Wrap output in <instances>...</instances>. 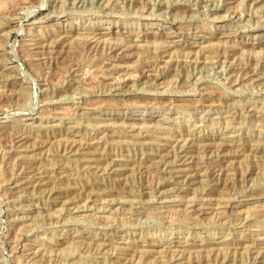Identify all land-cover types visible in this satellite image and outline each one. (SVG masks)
<instances>
[{"label":"rangeland","instance_id":"374dc122","mask_svg":"<svg viewBox=\"0 0 264 264\" xmlns=\"http://www.w3.org/2000/svg\"><path fill=\"white\" fill-rule=\"evenodd\" d=\"M19 1L0 0V264H264V0ZM111 42L125 60H105Z\"/></svg>","mask_w":264,"mask_h":264},{"label":"bare ground","instance_id":"6f19581e","mask_svg":"<svg viewBox=\"0 0 264 264\" xmlns=\"http://www.w3.org/2000/svg\"><path fill=\"white\" fill-rule=\"evenodd\" d=\"M20 4H24V5H29V6H31L32 5V2L31 1H29V0H20L19 2H18V4H16V7L17 6H19ZM161 4H163V3H161ZM146 5V4H145ZM33 7V6H32ZM213 7V6H212ZM19 8H21V7H19ZM30 8V7H29ZM35 8V7H34ZM13 9V8H12ZM16 9V8H15ZM25 10V9H24ZM20 11V10H19ZM23 11V10H22ZM30 14H31V12L27 15V13H26V16L28 17V16H30ZM242 14V13H241ZM16 15V14H15ZM240 17V16H239ZM5 20V19H4ZM35 20V19H34ZM37 21V20H36ZM14 22V21H13ZM13 22H10V23H8V24H5L3 27H5V26H8V25H12L13 24ZM21 22H19V23H17V24H20ZM177 23V22H176ZM19 32H20V30H19ZM33 32V31H32ZM75 32V31H74ZM65 33V32H64ZM101 33L102 34H105L104 32H99V33H95V37L96 36H98V37H96L97 38V40L98 39H100V37H99V35H101ZM112 33V32H111ZM169 33H174V32H169ZM6 34V33H5ZM94 34V33H93ZM72 35V34H71ZM74 35V34H73ZM78 35V34H77ZM79 35H82V34H79ZM65 37H67V36H64L63 38H61V40L59 39V40H54V41H52V46L50 47V51H47L51 56L48 58L50 61H51V59H55L56 57H55V55H57V53L58 54H60V53H62V51H59V49H58V47H59V45H64V41H65ZM225 37V36H224ZM70 38V37H69ZM94 39V37H89V38H86V39H84L85 40V45L88 43V44H90V43H92L93 41V39ZM77 39L79 40V39H81V37H77ZM92 39V40H91ZM31 40V39H30ZM82 40V39H81ZM96 39H95V41L94 42H96L97 41ZM46 43V42H45ZM67 43V42H66ZM65 43V44H66ZM112 43V42H111ZM38 44H40V42H36V44H34V48H37L38 49V47H39V45ZM28 45V44H27ZM32 45V44H31ZM111 45V44H110ZM112 45H113V43H112ZM108 46V53H107V55H106V57H105V60H108V61H111V60H116V61H123V60H125L126 58H127V51H128V49L126 48V46L125 45H118V44H114L113 46ZM33 46V45H32ZM43 46H44V44H43ZM46 46V45H45ZM68 46V45H67ZM70 46V45H69ZM46 47H48V46H46ZM27 48V47H26ZM29 48V47H28ZM70 49V48H69ZM69 49H68V51H69ZM27 50H29V52H31V55H34L35 57H38L39 55H41L42 53H43V51H37V50H34V49H27ZM42 50V49H41ZM45 51V52H46ZM45 52H44V54H45ZM229 52V53H228ZM228 52H225V53H228V55H227V57L229 56V54H230V52H232L231 50L230 51H228ZM65 53V52H64ZM66 53H67V50H66ZM157 53V56L155 57V59H154V64H153V62H150L149 60L147 61V63H145V66H143V68L145 69V70H147V71H149L148 69H150V67H155V65H157L159 62H161V59H163V58H165V57H168V49L166 48V46H163V47H161L160 49H159V52H156ZM232 54V53H231ZM153 55V54H152ZM156 55V54H155ZM220 55V54H219ZM226 55V54H225ZM224 55V56H225ZM207 56V55H206ZM59 57V56H58ZM62 57V56H61ZM149 57H150V55H149ZM175 57V56H174ZM179 57V56H178ZM152 58V57H151ZM226 58V57H225ZM145 59V58H144ZM170 59V58H169ZM36 60V59H35ZM234 60V59H233ZM222 64H224V63H222ZM144 65V64H143ZM234 66V65H233ZM12 69H14L13 67H11ZM103 68V67H102ZM168 68V67H167ZM230 68V67H229ZM2 69H9V70H12V69H10V68H7L6 66L3 68L2 67ZM155 69V68H154ZM170 70V69H169ZM249 70V69H248ZM13 71V70H12ZM11 71V72H12ZM74 71V70H73ZM14 72V71H13ZM104 72V71H103ZM224 72V71H223ZM249 74L250 73H252L253 75H255L256 73L254 72V68L253 69H250L249 71ZM254 72V73H253ZM257 72V71H256ZM145 73V72H144ZM245 73V72H244ZM246 74H247V72H246ZM5 76V75H4ZM13 76V75H12ZM11 76V77H12ZM251 76V75H250ZM6 77V76H5ZM129 77H131V76H129ZM245 77V76H244ZM128 79V78H127ZM154 79V78H153ZM130 80V79H129ZM112 81V80H111ZM234 81V80H233ZM13 83V82H12ZM69 83V82H68ZM124 84H126V79H124V80H118V81H115L114 83H112L111 82V84H109V91H108V93L109 92H111L113 89L114 90H120V88L124 85ZM130 85V84H129ZM132 85V84H131ZM134 86V85H133ZM111 87V88H110ZM130 87V86H129ZM126 88V87H125ZM122 89V88H121ZM100 91V90H99ZM120 92H122V91H120ZM107 93V92H106ZM48 94V93H47ZM110 95V94H109ZM45 99V98H44ZM158 99V98H157ZM47 101V100H46ZM140 103V102H139ZM170 105V104H169ZM94 109V108H93ZM104 110V109H103ZM238 110V109H237ZM116 111V110H115ZM99 112V111H98ZM234 112V111H233ZM89 114L91 113V112H88ZM254 113V112H253ZM110 114V113H109ZM227 114V113H226ZM241 114V113H240ZM88 116V115H87ZM90 116H92V115H90ZM95 116V115H94ZM125 116V115H124ZM243 116V115H242ZM106 117V116H105ZM92 118H93V116H92ZM101 118V117H100ZM99 118V119H100ZM94 119V118H93ZM98 119V120H99ZM109 118H104V119H102V120H104L103 122H105L106 120H108ZM150 119V118H149ZM86 120V119H85ZM136 120H138V119H136ZM144 121V120H147V119H140V121ZM219 121V120H218ZM138 122H139V120H138ZM231 122V121H230ZM263 123V122H262ZM139 124V123H138ZM99 125V124H98ZM98 125H96V126H98ZM113 125V124H112ZM112 125H109V124H107V123H105V124H102L101 126H100V128H102V130H103V132L104 131H110V132H112V131H114L113 129H109V127H114V126H112ZM116 125V124H115ZM83 126V125H82ZM139 127V126H138ZM147 128H149V127H147ZM155 128H156V126H155ZM138 129H140V130H138ZM141 129H143V130H141ZM159 129V128H158ZM239 129V128H238ZM72 130V129H71ZM138 130V131H137ZM152 130V129H151ZM151 130H149V129H146L145 127H143L142 126V128H131L130 130H129V132H125V133H127V134H130V137L131 136H136L137 135V137H142V136H146V134L145 133H148V132H151ZM16 131V130H15ZM116 131V130H115ZM160 131V130H159ZM153 132H157V131H153ZM158 133V132H157ZM189 133V132H188ZM19 134V133H18ZM104 134V133H103ZM114 134V133H113ZM23 135H25V136H23ZM194 135V133H190L189 134V137H191V136H193ZM124 136V135H123ZM129 136V135H128ZM149 136V135H148ZM25 137H26V134H19V136H17L16 137V139L14 140V143H13V145H12V149L13 150H16L17 148V150H21V147H22V145H23V143H22V140L23 139H25ZM156 137H158V136H156ZM162 137V136H161ZM199 137V136H198ZM194 138V137H193ZM193 138H188V139H182L181 141H187V143H185V145L184 146H181V151H180V153L182 154L183 152H185V148L188 146V143H191V141L193 142ZM201 138V137H200ZM27 139H28V137H27ZM176 139V138H175ZM198 139V138H197ZM109 140V139H108ZM130 140V139H129ZM180 140V139H179ZM26 140H24V142H25ZM41 141V140H40ZM40 141H38L39 143L38 144H40ZM44 141H46V140H44ZM44 141H42V142H44ZM74 141V140H73ZM113 141V140H112ZM123 141V140H122ZM131 141V140H130ZM155 142V141H154ZM197 142V141H196ZM210 142V141H209ZM37 143V142H36ZM47 143V142H46ZM76 143H77V141H76ZM182 143V142H181ZM195 143V142H194ZM221 143H223V142H221ZM79 144V143H78ZM90 143L89 142H85V144H82V145H76L75 144V142H70V143H68V144H66V145H64V150L66 151V152H68V154H71V153H73V154H80V155H88V153H83L82 151L84 150H86V148L88 147H86L85 148V146L86 145H89ZM219 144V143H218ZM25 145H27V144H25ZM32 145L33 144H31L30 146L32 147ZM42 145V144H41ZM40 145V146H41ZM257 145V144H256ZM258 145H259V143H258ZM24 146V145H23ZM34 146H35V144L33 145V147L32 148H34ZM201 146V145H200ZM221 146V145H220ZM220 146L218 147L217 146V149L216 150H218L219 149V151H215V152H213L215 155H216V153H217V158H218V161L219 162H223V160L225 159V157H226V155H224V153L222 152V147H221V149H220ZM257 147V146H256ZM25 148H27V147H25ZM180 148V147H179ZM178 148V149H179ZM244 148V147H243ZM62 149V148H61ZM197 149H198V147H197ZM194 150V149H193ZM257 150V149H256ZM209 151V150H208ZM225 151V150H224ZM14 152V151H13ZM23 152H25V151H23ZM22 152V153H23ZM210 152V151H209ZM208 152V153H209ZM21 153V154H22ZM178 154V152H176V155H175V158H176V160L177 159H179V162L177 163L176 162V160L175 161H163L162 163H161V169L163 170V171H168V169L170 170H172V168H173V165H175L176 163V166L178 167L179 165H180V162H181V157H182V155L181 154ZM223 153V154H222ZM204 154V153H203ZM209 154H212V153H209ZM206 155H208L207 153H206ZM203 156V155H202ZM184 157V156H183ZM83 160V159H82ZM172 160V159H171ZM174 160V159H173ZM189 160H191V158L189 159ZM84 161H93V160H90V159H84ZM106 162V161H105ZM111 164V163H110ZM109 164V165H110ZM160 164V163H159ZM197 165V164H196ZM213 165V164H212ZM113 166V165H112ZM199 166V165H198ZM111 167V166H110ZM98 168V167H97ZM113 168V167H112ZM112 168H109V169H105V168H99L98 170H102V172H103V169L104 170H106V171H104V174H109V171H111V172H113L112 171ZM157 168V167H156ZM196 168V167H195ZM116 169V168H115ZM194 169V168H193ZM208 170V169H207ZM162 171V172H163ZM178 171H184V170H178ZM196 171H198L197 169H196ZM238 171V170H237ZM175 172V171H174ZM201 172V171H200ZM210 172H212V171H210ZM243 172V171H242ZM251 172V171H250ZM40 173V172H39ZM59 173V172H58ZM208 173V172H207ZM218 173V172H217ZM142 174V173H141ZM197 174V173H196ZM238 175V174H237ZM24 176V175H23ZM58 176V175H57ZM141 176V175H140ZM210 176H211V174H210ZM218 177V176H217ZM239 177V176H238ZM31 178V177H30ZM18 180V179H17ZM23 180V179H22ZM22 180H20L21 182H22ZM36 182H38L39 184H46V182H45V180H44V178H41V177H37L36 178ZM192 180H194V179H192ZM192 180H187V183H188V185L189 184H191L192 183ZM237 180V179H236ZM19 181V180H18ZM17 181V182H18ZM34 181V180H33ZM160 181V180H159ZM16 182V183H17ZM32 182V181H31ZM30 181H29V183H31ZM50 182V181H49ZM150 182V181H149ZM147 183V182H146ZM151 183V182H150ZM35 184V183H34ZM33 184V185H34ZM233 184H235V183H233ZM144 185V184H143ZM19 186V185H18ZM46 186V185H45ZM157 186V185H156ZM147 187V186H146ZM149 188V187H148ZM190 188V187H189ZM237 188V187H236ZM45 189V188H44ZM139 189V188H138ZM154 189V188H153ZM157 189V188H156ZM161 189H162V187H160V189L158 190V193H160V192H163V191H161ZM185 189V188H184ZM186 189H188V188H186ZM212 189V188H211ZM214 189V188H213ZM145 190H146V188H145ZM216 190V189H215ZM229 190V189H228ZM237 190V189H236ZM38 191V190H37ZM140 191V190H139ZM187 191V190H186ZM189 191V190H188ZM214 191V190H213ZM142 192V191H141ZM192 192V191H191ZM209 192V191H208ZM207 192V193H208ZM146 194H148L147 192H145ZM191 194V193H190ZM200 194H206V191H202V193H200ZM53 195V194H52ZM152 195V194H151ZM184 195V194H183ZM97 196H100V194L98 195L97 193H92L91 194V196H89L87 199L88 200H92V198H94V197H97ZM188 196V195H187ZM191 196H192V194H191ZM190 196V197H191ZM224 195H221V196H219V200H217V199H215V201H217V203H215V204H217V206H216V208L217 209H220V212L219 213H226L225 211L228 209V208H230L231 207V202L233 201V199H229V197H228V199H226L227 198V196H226V198H224L223 197ZM230 196V195H229ZM54 197V196H53ZM236 197V196H235ZM188 198V197H187ZM205 198V197H204ZM48 199V198H47ZM111 199V198H110ZM115 199V198H114ZM206 199V198H205ZM205 199H202V197L200 198V197H195V198H192V199H189V200H187L186 201V207H187V209H189V210H197L198 209V207H202V208H205L206 206H204L203 204L204 203H202L203 201H206ZM50 200V199H49ZM86 200V199H85ZM207 200H209V199H207ZM211 200V199H210ZM12 201V200H11ZM51 201V200H50ZM115 201V200H114ZM121 201H123V200H121ZM125 201V200H124ZM133 201V200H132ZM143 201V200H142ZM211 201H214V199H212ZM85 202V201H84ZM145 202V201H144ZM52 203V202H51ZM73 204V203H72ZM207 204V203H206ZM225 204V205H224ZM228 204H229V206H228ZM213 206V205H212ZM75 207V206H74ZM73 207V208H74ZM85 207V206H84ZM38 208V207H37ZM67 208V207H66ZM72 208V209H73ZM107 208V207H106ZM185 208V207H184ZM77 209V208H76ZM85 209H92L91 207L89 208V206H86V208ZM98 209V208H97ZM105 209V208H104ZM104 209H103V211H104ZM78 210V209H77ZM80 210V209H79ZM78 210V211H79ZM99 210V209H98ZM107 210H109V209H107ZM112 210V209H111ZM81 211H84L83 209L81 210ZM204 211V210H203ZM207 211V210H206ZM105 212V211H104ZM188 212V211H187ZM223 215V214H222ZM24 217V216H23ZM223 217V216H222ZM244 220V219H243ZM242 220V221H243ZM249 224V223H248ZM264 225V224H263ZM85 236V235H84ZM103 237V236H102ZM7 242V241H6ZM104 242V241H103ZM22 243V242H21ZM30 243V242H29ZM23 244V243H22ZM45 244V243H44ZM96 244V243H95ZM100 244V243H99ZM143 244V243H142ZM6 245V244H5ZM28 246V245H27ZM38 245H36V247H37ZM101 246V245H100ZM99 246V247H100ZM120 246V245H119ZM33 248V252L32 253H29V254H24L25 256H28V257H31L32 256V258H34V257H36L37 255V253H38V251H39V248L37 249V248ZM16 248V247H15ZM153 248V247H152ZM27 249H28V247H27ZM27 249H25V250H27ZM122 249V248H121ZM124 249V248H123ZM251 250V249H250ZM258 251V250H257ZM248 254V253H247ZM56 257V256H55ZM170 257V256H169ZM223 257V256H222ZM37 258V257H36ZM160 259V258H159ZM164 259V258H163ZM166 259V258H165ZM169 260V262L170 263H172V264H180L181 263V260H182V258L181 257H179V255L177 254V255H175V254H172L171 255V257L168 259ZM195 260V259H194ZM197 260V259H196ZM214 260V259H213ZM248 260V259H247ZM239 262V261H238ZM244 262V261H243ZM134 263V262H133ZM242 263V262H241Z\"/></svg>","mask_w":264,"mask_h":264}]
</instances>
